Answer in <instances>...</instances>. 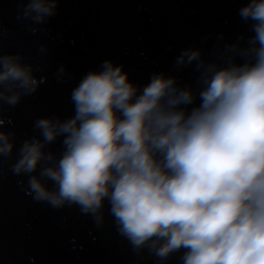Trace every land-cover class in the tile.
<instances>
[{"label": "clouds", "instance_id": "obj_1", "mask_svg": "<svg viewBox=\"0 0 264 264\" xmlns=\"http://www.w3.org/2000/svg\"><path fill=\"white\" fill-rule=\"evenodd\" d=\"M58 3L21 0L18 19L36 32ZM239 15L254 33L246 47L227 45L214 62L194 48L177 57V67L196 64V89L164 73L141 88L110 60L87 73L71 93L74 115L38 118L41 138L19 149L12 171L28 177L33 200L78 207L97 227L107 204L133 250L162 264L181 250L182 264H264V0ZM36 73L23 55H0V102L35 94L46 80ZM14 137L0 130V157ZM61 137L57 155L48 149Z\"/></svg>", "mask_w": 264, "mask_h": 264}, {"label": "water", "instance_id": "obj_2", "mask_svg": "<svg viewBox=\"0 0 264 264\" xmlns=\"http://www.w3.org/2000/svg\"><path fill=\"white\" fill-rule=\"evenodd\" d=\"M20 3L0 0V55H23L46 80L16 106L0 102L5 121L0 130L15 133L12 156L0 157V264H162L147 250H133L109 205L103 226L97 227L78 207L54 209L34 201L26 191L28 177L14 174L12 166L25 140L41 138L35 120L74 115L72 91L104 61L122 65L141 88L153 74L164 73L175 77L178 86L196 89V64L177 67V57L194 48L204 61L214 62L227 45L246 47L254 33L239 10L249 0H59L56 15L33 25L36 32L30 31V21L18 19ZM236 62L244 60L237 57ZM61 66L63 77L57 75ZM199 103L197 99L189 110ZM62 140L48 150L59 155ZM182 254L163 264H182Z\"/></svg>", "mask_w": 264, "mask_h": 264}]
</instances>
